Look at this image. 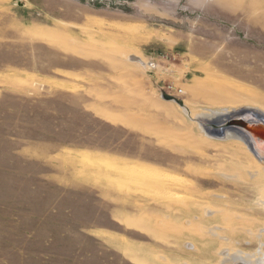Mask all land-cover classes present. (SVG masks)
Wrapping results in <instances>:
<instances>
[{
  "label": "rangeland",
  "instance_id": "374dc122",
  "mask_svg": "<svg viewBox=\"0 0 264 264\" xmlns=\"http://www.w3.org/2000/svg\"><path fill=\"white\" fill-rule=\"evenodd\" d=\"M242 107L264 0H0V264H264Z\"/></svg>",
  "mask_w": 264,
  "mask_h": 264
},
{
  "label": "water",
  "instance_id": "95a60500",
  "mask_svg": "<svg viewBox=\"0 0 264 264\" xmlns=\"http://www.w3.org/2000/svg\"><path fill=\"white\" fill-rule=\"evenodd\" d=\"M226 118L205 119L202 130L211 137L223 138L233 131L234 137L243 141L258 161H264V112L253 107H242L225 113ZM260 145H262L260 148Z\"/></svg>",
  "mask_w": 264,
  "mask_h": 264
},
{
  "label": "bare ground",
  "instance_id": "6f19581e",
  "mask_svg": "<svg viewBox=\"0 0 264 264\" xmlns=\"http://www.w3.org/2000/svg\"><path fill=\"white\" fill-rule=\"evenodd\" d=\"M140 61V60H139ZM142 61V60H141ZM257 109V108H256ZM232 110H234V109H232ZM232 110H225V109H222V110H220V109H207V111H203V112H199V113H197L198 115H199V117H206L205 119H212V120H214V119H217L218 121H220V120H222V118L224 119V118H226V117H228V116H225V113H228V112H230V111H232ZM260 110V109H259ZM197 115V116H198ZM202 123V122H201ZM200 125V124H199ZM201 129V128H200ZM235 135H237L234 131L232 132V133H228L225 137H223L222 139H232V140H236L237 142H239V143H242L244 146H245V148L248 150V148H247V146H246V144L243 142V141H241V140H239V139H237V138H235L234 136ZM208 136V135H207ZM216 138V137H215ZM221 139V138H220ZM262 145H260V148H262L261 147ZM249 151V150H248ZM250 152V151H249ZM262 165H263V169H264V161L262 162ZM225 177L227 176L228 178H232V179H234V178H236V176L234 175V174H231L230 176H229V174H223ZM262 202L264 203V200L262 199ZM210 232L213 234V235H218L217 234V231H215V230H210ZM263 232H261V234H262ZM256 234V233H255ZM220 237H221V235H220ZM229 243V242H228ZM260 248V247H259ZM258 250V249H257ZM263 253V252H262ZM220 254H222V253H220ZM232 254V253H231ZM235 254V253H234ZM223 256V255H222ZM227 256L230 258H228V260H225V263L227 262H232V263H234V261L235 260H238V258L239 257H230L229 256V254H227ZM237 256V255H236ZM240 259V258H239ZM249 258H247V260H248ZM263 260V259H262ZM246 261V260H245ZM249 261V260H248ZM263 262V261H262ZM229 264V263H228ZM251 264H260V261H258V262H256V261H252V263Z\"/></svg>",
  "mask_w": 264,
  "mask_h": 264
}]
</instances>
